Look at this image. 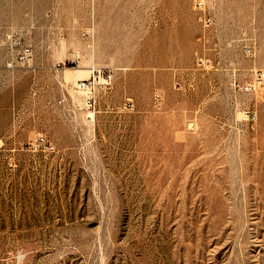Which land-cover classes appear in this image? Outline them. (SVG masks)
Returning a JSON list of instances; mask_svg holds the SVG:
<instances>
[{
    "label": "rangeland",
    "instance_id": "rangeland-1",
    "mask_svg": "<svg viewBox=\"0 0 264 264\" xmlns=\"http://www.w3.org/2000/svg\"><path fill=\"white\" fill-rule=\"evenodd\" d=\"M0 264H264V0H0Z\"/></svg>",
    "mask_w": 264,
    "mask_h": 264
},
{
    "label": "built area",
    "instance_id": "built-area-1",
    "mask_svg": "<svg viewBox=\"0 0 264 264\" xmlns=\"http://www.w3.org/2000/svg\"><path fill=\"white\" fill-rule=\"evenodd\" d=\"M5 45L11 54L8 66L14 67L18 62H26L32 59L34 49L32 44L27 43L24 37L15 30H9L4 34ZM114 71L109 67L93 66L87 78L77 80L76 86L85 94L87 108H95L98 97L102 91L112 86ZM256 88V84L247 83L244 85L246 91ZM128 101L125 106H131ZM255 117L254 114H251ZM29 148L33 151L52 152L55 149L54 142L45 134H38L30 143Z\"/></svg>",
    "mask_w": 264,
    "mask_h": 264
}]
</instances>
